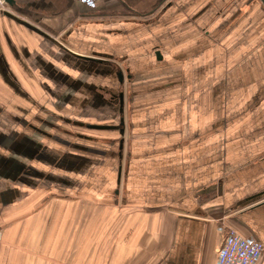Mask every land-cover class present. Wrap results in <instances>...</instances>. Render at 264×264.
Listing matches in <instances>:
<instances>
[{"label": "crops", "instance_id": "obj_1", "mask_svg": "<svg viewBox=\"0 0 264 264\" xmlns=\"http://www.w3.org/2000/svg\"><path fill=\"white\" fill-rule=\"evenodd\" d=\"M16 2H0V264H216L230 230L264 244V0ZM96 176L112 196L90 195Z\"/></svg>", "mask_w": 264, "mask_h": 264}, {"label": "rangeland", "instance_id": "obj_2", "mask_svg": "<svg viewBox=\"0 0 264 264\" xmlns=\"http://www.w3.org/2000/svg\"><path fill=\"white\" fill-rule=\"evenodd\" d=\"M113 64H115L116 67L119 68L120 71H122L124 74L126 73V64L125 62H120V61H113L112 62ZM126 82V83H125ZM116 86H119V84L117 83ZM129 86V82L128 81H124L123 83V88H122V91L125 93L126 95V98H127V102L129 103V100H130V87ZM46 100L43 99L42 100V103L46 106ZM26 106V105H25ZM39 107L37 108V113L38 115L40 114V116H42L41 119H44V120H47V121H54V123H59L60 124V127L61 128H70V130H78V131H81L82 130H85L84 132L86 134H93V135H97L99 133H97L98 131H90L89 129L87 128H82V127H79V126H74L73 124H69V123H66L65 121L64 122H61L59 116H54L53 114H47L45 112V109L42 108V106L38 105ZM32 112H34V109L31 110ZM54 112V111H53ZM56 112V111H55ZM129 115V113L127 112L126 113V117ZM74 116V115H73ZM125 117V119H126ZM85 121V120H84ZM118 122V121H117ZM39 124H42V122H38ZM71 132V131H70ZM104 132V131H102ZM110 133V135H113L111 137H104L105 140L102 141V148L104 150H109L112 152H116L117 151V148L119 149L118 145H119V142L121 140V136L119 134V132H116V131H113V132H108ZM28 134H29V131H28ZM102 134H107L106 133H102ZM106 136H109V134H107ZM75 138V136H73ZM70 138H72L70 136ZM125 139V153L128 151V147H129V143H130V134L126 135L124 137ZM95 146V145H94ZM119 151H117L118 153ZM109 156V153H105V157H108ZM101 166L104 167V168H108V167H114L115 166V162L111 163V162H103L101 163ZM98 180V181H97ZM99 181H101L99 184H97ZM97 184L98 188L97 190L95 191V193H90L91 196L93 197H100L101 199H104V198H108L110 196H112L113 194V188L112 190H110V188L108 187V183H106L107 181L101 177H93L92 178V181L90 182V184H93L95 183ZM6 186H15L14 184L12 183H9V182H6L5 183ZM45 187V188H44ZM42 187L41 189L42 190H37L36 191V196H41L42 198L43 197H47V199L51 197L53 198H66V199H72L74 198L73 195H76V189L73 190V193H67V191L65 190V187H56V188H50V187H47L44 186ZM47 189V190H45ZM49 189H54V190H49ZM91 189V187L89 188V190ZM89 192L86 191V194H88ZM0 237H1V242L3 240V237H2V234L0 233ZM0 242V244H1Z\"/></svg>", "mask_w": 264, "mask_h": 264}, {"label": "built area", "instance_id": "obj_3", "mask_svg": "<svg viewBox=\"0 0 264 264\" xmlns=\"http://www.w3.org/2000/svg\"><path fill=\"white\" fill-rule=\"evenodd\" d=\"M77 1L87 5L92 0ZM263 253L264 244L262 242L247 239L230 230L221 243L216 264H257Z\"/></svg>", "mask_w": 264, "mask_h": 264}, {"label": "water", "instance_id": "obj_4", "mask_svg": "<svg viewBox=\"0 0 264 264\" xmlns=\"http://www.w3.org/2000/svg\"><path fill=\"white\" fill-rule=\"evenodd\" d=\"M0 2H2V3H4V4H6L7 6H9V7H14V6H16V4H17V2H16V0H0ZM4 14V13H3ZM6 15L7 16H10V14H8V13H6ZM26 25V24H25ZM157 56H159L160 57V53H157ZM84 59H86V60H92V61H96V60H93V59H91V58H84ZM118 79L120 80V81H123L124 80V76H123V74L122 73H119L118 74ZM121 122H122V125H124L123 123H124V120H123V118L121 119ZM90 128H93V129H99V130H104V129H109V127L107 126V127H102V126H100V127H97V126H95V127H90ZM120 132H121V130H120ZM121 133H124V131H122Z\"/></svg>", "mask_w": 264, "mask_h": 264}]
</instances>
